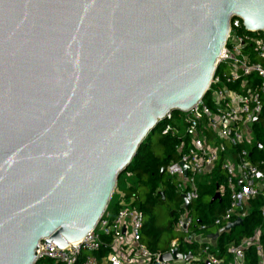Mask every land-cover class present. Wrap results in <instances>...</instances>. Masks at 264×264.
<instances>
[{
    "label": "water",
    "instance_id": "water-1",
    "mask_svg": "<svg viewBox=\"0 0 264 264\" xmlns=\"http://www.w3.org/2000/svg\"><path fill=\"white\" fill-rule=\"evenodd\" d=\"M235 18L264 34V0H0V264L99 223L147 136L206 96Z\"/></svg>",
    "mask_w": 264,
    "mask_h": 264
},
{
    "label": "built area",
    "instance_id": "built-area-1",
    "mask_svg": "<svg viewBox=\"0 0 264 264\" xmlns=\"http://www.w3.org/2000/svg\"><path fill=\"white\" fill-rule=\"evenodd\" d=\"M242 28L244 26L241 19L232 20L227 42L206 94L208 99L205 96L191 110L180 112L181 115L174 123L167 122L162 128V134L172 133L178 136L180 150L186 146L180 160L170 162L165 168L167 174L177 180V189L186 197L185 210L176 223V227L185 232L195 221L189 204L199 197L198 179L213 171L221 154L225 155L222 167L231 201L215 224L226 226L233 218H243L253 199L260 195L264 198V161L252 159L250 152V146L254 142V123L264 114V37L246 28V31H242ZM253 75L261 80L254 83ZM235 82H241L240 90L229 87V84ZM186 136H189V140ZM183 163L187 165L186 174ZM219 192L221 194L220 190ZM118 196L121 207L117 214L110 216L105 212L99 223L81 240L58 247L43 239L36 250L37 262L165 264L161 259L163 253L151 250L143 241L144 213L131 206L133 198L127 201L122 190ZM261 213L264 216V204ZM206 228V225H200L201 230ZM203 241L206 242L205 246L189 261L172 262L245 264V250L252 245L259 256L258 264H264L260 230L253 236L244 238L240 244H231L229 253L223 256L211 251L215 244L207 240L204 233H190L184 238L185 243ZM176 243L177 240L172 242L173 248ZM103 247L111 250L101 253Z\"/></svg>",
    "mask_w": 264,
    "mask_h": 264
},
{
    "label": "trees",
    "instance_id": "trees-1",
    "mask_svg": "<svg viewBox=\"0 0 264 264\" xmlns=\"http://www.w3.org/2000/svg\"><path fill=\"white\" fill-rule=\"evenodd\" d=\"M242 31H246L245 27L242 28ZM260 34L264 37L263 33ZM252 78L254 83L261 80L256 75H253ZM240 84L241 82H235L229 84V87L240 90ZM206 98L208 99V96ZM208 103H210L209 100ZM179 115H181L180 112H174L170 120L157 126L156 131H159L160 134L157 142L152 141L151 134L147 136L141 145L140 152L133 158L126 172H124L129 173L133 178L131 183L122 189L124 197L127 201L133 198L131 206L142 211L145 216L143 241L151 250L165 253L172 250L174 247L172 242L177 240L175 247L180 252L192 253L193 256H196L206 242L185 243L184 238L190 233L206 234L209 229H215L218 237L211 251L223 256L229 253L231 244H240L244 238H249L257 230H260L261 242L264 246V216L261 213L264 198L261 195L249 203L248 212L243 216L241 225L225 230L224 224H215V221L222 217L231 201V193L226 187V175L222 167V162L225 159L224 154H221L220 160L211 173L198 179L199 197L189 204V210L195 218L194 224L187 232L176 227L179 216L185 210L184 198L177 189V180L162 170L170 162L180 160L186 146L180 150L178 148L180 145L178 136L172 133L162 134V128L167 122L174 123ZM253 131L254 142L250 146L251 158L264 161V114H261L259 120L254 123ZM186 139L189 140V136H186ZM119 187L120 177L117 184V188ZM217 190L221 191V198L213 200ZM119 201L118 199V201L113 202V198L111 199L106 215L115 216L117 214L121 207ZM160 207H165L169 216V221L166 224L159 222L158 209ZM236 219L233 218L232 220ZM200 225H206V230H201ZM104 238L109 240L107 237ZM110 250L109 247H103L101 253H107ZM245 251V264H258L259 256L255 247L251 245ZM37 264L56 263L46 260L37 262Z\"/></svg>",
    "mask_w": 264,
    "mask_h": 264
},
{
    "label": "rangeland",
    "instance_id": "rangeland-1",
    "mask_svg": "<svg viewBox=\"0 0 264 264\" xmlns=\"http://www.w3.org/2000/svg\"><path fill=\"white\" fill-rule=\"evenodd\" d=\"M151 136H152V141H153V142H157L158 139H159V136H160L159 131H156V132L153 133ZM132 180H133V178L130 176L129 173H123V174L120 176V187H119V188L116 187V189H115V192H114V194H113V196H112V198H113V202L118 201V199H119V196H118L119 192H120L124 187L128 186V184L131 183ZM158 213H159V216H160V218H159V222H160L161 224H166V223L169 221V216L167 215L166 208H165V207H160V208L158 209ZM208 231H211V232H213V233L216 232L215 229H209Z\"/></svg>",
    "mask_w": 264,
    "mask_h": 264
},
{
    "label": "crops",
    "instance_id": "crops-1",
    "mask_svg": "<svg viewBox=\"0 0 264 264\" xmlns=\"http://www.w3.org/2000/svg\"><path fill=\"white\" fill-rule=\"evenodd\" d=\"M215 233H217V232H215ZM212 234H214V233L211 231H207L205 235L207 237V240H210L212 242V244H215L217 239H214L212 237Z\"/></svg>",
    "mask_w": 264,
    "mask_h": 264
}]
</instances>
